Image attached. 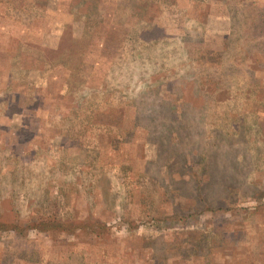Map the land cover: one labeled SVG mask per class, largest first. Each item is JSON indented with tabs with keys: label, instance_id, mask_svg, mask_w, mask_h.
Listing matches in <instances>:
<instances>
[{
	"label": "rangeland",
	"instance_id": "1",
	"mask_svg": "<svg viewBox=\"0 0 264 264\" xmlns=\"http://www.w3.org/2000/svg\"><path fill=\"white\" fill-rule=\"evenodd\" d=\"M0 264H264V0H0Z\"/></svg>",
	"mask_w": 264,
	"mask_h": 264
}]
</instances>
